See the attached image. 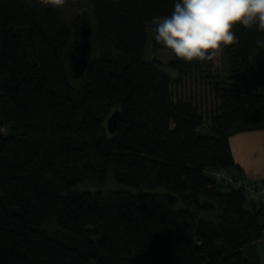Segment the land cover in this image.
<instances>
[{"label":"trees","instance_id":"obj_1","mask_svg":"<svg viewBox=\"0 0 264 264\" xmlns=\"http://www.w3.org/2000/svg\"><path fill=\"white\" fill-rule=\"evenodd\" d=\"M89 2L75 81L64 5L0 0V264H259L244 250L264 239V205L206 171L242 174L229 138L264 130V32L234 26L223 77L172 54L174 80L146 55L177 0ZM192 77L214 102L204 134L200 107L172 95Z\"/></svg>","mask_w":264,"mask_h":264},{"label":"clouds","instance_id":"obj_2","mask_svg":"<svg viewBox=\"0 0 264 264\" xmlns=\"http://www.w3.org/2000/svg\"><path fill=\"white\" fill-rule=\"evenodd\" d=\"M41 2L61 7L66 0ZM237 24L264 32V0H177L172 14L159 19L153 35L156 44L179 60L213 61L225 47L239 43L233 31ZM256 46L264 49V39Z\"/></svg>","mask_w":264,"mask_h":264},{"label":"rangeland","instance_id":"obj_3","mask_svg":"<svg viewBox=\"0 0 264 264\" xmlns=\"http://www.w3.org/2000/svg\"><path fill=\"white\" fill-rule=\"evenodd\" d=\"M64 10H65V17L68 21L69 24H74V28L76 27V18L78 17L77 15L79 13H82V15L86 12L87 14L91 12V4L89 0H66V3L64 4ZM85 15V14H84ZM89 15V14H88ZM87 15V16H88ZM90 18V16H88ZM87 17V18H88ZM85 17L82 16V20H84ZM89 20V19H88ZM159 22V20L155 21V25ZM158 51L157 52H152L150 48V44H148L147 49V55L146 59L148 61H156L160 64V70L164 73L169 75L171 78L174 80L177 79L176 74L171 71L168 67L167 64L171 61L172 59V53L170 50L166 49L163 47V45L158 44ZM68 52V47L65 50V54ZM215 69H218L219 73L223 77L226 72H227V66L225 59L223 57V51L217 57L215 60H213ZM199 81L196 78H191L188 81H186L183 84H178L173 85L172 87V95L176 97H180L181 95L184 96L183 98L186 99L187 101H191L195 103V105L199 106L200 111H202L203 115L205 116V126L202 130L201 133H205L207 130V125H208V118L210 117L212 111L214 110V102L213 99L209 96V91L205 86L201 87L198 86ZM4 133L7 134L6 130H3ZM232 172V171H231ZM233 173V172H232ZM234 177H240V175H236L233 173ZM107 190L112 188L113 186L110 185V183L106 184ZM106 187H104V191L106 190ZM79 190H88L91 192L99 190V186H94L91 183H84L78 187ZM264 205V203H262ZM262 252L264 255V247L262 248ZM264 261V259H263Z\"/></svg>","mask_w":264,"mask_h":264},{"label":"crops","instance_id":"obj_4","mask_svg":"<svg viewBox=\"0 0 264 264\" xmlns=\"http://www.w3.org/2000/svg\"><path fill=\"white\" fill-rule=\"evenodd\" d=\"M229 145L240 176L246 182L264 181V130L246 131L229 138ZM264 239L244 250L245 256L254 262L264 264L262 248Z\"/></svg>","mask_w":264,"mask_h":264},{"label":"water","instance_id":"obj_5","mask_svg":"<svg viewBox=\"0 0 264 264\" xmlns=\"http://www.w3.org/2000/svg\"><path fill=\"white\" fill-rule=\"evenodd\" d=\"M92 31L89 20H84L80 27L79 39L73 42L71 52L69 53V67L72 79L79 81L82 79L88 64L93 55ZM120 113H112L107 121L108 131L112 134L115 132L117 121Z\"/></svg>","mask_w":264,"mask_h":264},{"label":"built area","instance_id":"obj_6","mask_svg":"<svg viewBox=\"0 0 264 264\" xmlns=\"http://www.w3.org/2000/svg\"><path fill=\"white\" fill-rule=\"evenodd\" d=\"M207 175L215 182L234 190H242L249 200L264 203V181L246 182L240 177L224 169H209Z\"/></svg>","mask_w":264,"mask_h":264},{"label":"flooded vegetation","instance_id":"obj_7","mask_svg":"<svg viewBox=\"0 0 264 264\" xmlns=\"http://www.w3.org/2000/svg\"><path fill=\"white\" fill-rule=\"evenodd\" d=\"M84 17V16H83ZM84 20H88L87 16L85 15V19ZM84 20H82V15L78 16L76 18V28H75V33H76V37H79L80 34V27L82 25V22H84ZM77 39V38H76Z\"/></svg>","mask_w":264,"mask_h":264}]
</instances>
